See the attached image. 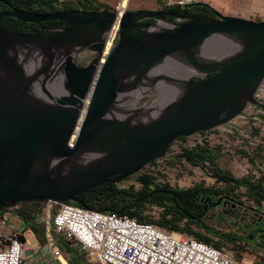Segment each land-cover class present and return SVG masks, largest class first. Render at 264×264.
Segmentation results:
<instances>
[{"label": "water", "instance_id": "95a60500", "mask_svg": "<svg viewBox=\"0 0 264 264\" xmlns=\"http://www.w3.org/2000/svg\"><path fill=\"white\" fill-rule=\"evenodd\" d=\"M164 7L0 11L67 24L0 29V207L80 203L257 103L264 20Z\"/></svg>", "mask_w": 264, "mask_h": 264}, {"label": "trees", "instance_id": "16d2710c", "mask_svg": "<svg viewBox=\"0 0 264 264\" xmlns=\"http://www.w3.org/2000/svg\"><path fill=\"white\" fill-rule=\"evenodd\" d=\"M3 1H6V3ZM187 6L190 7V10L186 11L195 15L210 16L214 12L211 6L203 2H192L187 4ZM11 7L42 13L68 9L98 11L111 8L107 4L97 0H0V11L8 10ZM171 7L172 10H178L181 8V5L176 3L171 5ZM42 26L63 28L67 27V24L64 21L56 20L41 22L37 25L19 21L11 16L5 17L0 21V29L20 33H36ZM180 138L185 139V137ZM177 156L192 165L210 167L216 182L221 183L222 186H205L201 183H196L185 188L173 187L167 182L160 181L152 170L143 169L134 174L138 187L134 185L122 187L120 183L105 182L80 193L78 195L80 203H68L93 210L115 212L119 215L135 217L139 221L151 223L164 231H174L193 236L225 252L223 243H231L232 240L228 236L218 237L215 231H212L203 222V213L200 208L201 203H199L198 199L199 195L206 191L220 194L223 191H233L242 188L243 194L249 200L259 204L261 201H264V174H260L255 179H252L250 176L235 177L228 170L218 168L216 165L217 153L208 148L206 143L195 144L192 147H183ZM243 156H247L245 152H243ZM151 163L155 164L154 161ZM43 201L46 200L20 201L12 205V207H14L26 226L42 232L44 226L39 222V219L42 211L40 203ZM8 206L11 205L7 204L4 207H0V211L5 210ZM151 207L159 209L156 216L148 213ZM211 235L217 236V239H213ZM63 240L73 253L72 263L82 264L84 260L82 255H80L81 251L73 248L69 241Z\"/></svg>", "mask_w": 264, "mask_h": 264}, {"label": "built area", "instance_id": "2783aa9c", "mask_svg": "<svg viewBox=\"0 0 264 264\" xmlns=\"http://www.w3.org/2000/svg\"><path fill=\"white\" fill-rule=\"evenodd\" d=\"M189 3L192 0L177 4ZM46 202L42 219L47 252L61 264L65 260L56 237L100 264H251L193 236L164 231L135 217L68 202ZM25 228L12 205L0 211V264H39V253L24 238Z\"/></svg>", "mask_w": 264, "mask_h": 264}, {"label": "rangeland", "instance_id": "374dc122", "mask_svg": "<svg viewBox=\"0 0 264 264\" xmlns=\"http://www.w3.org/2000/svg\"><path fill=\"white\" fill-rule=\"evenodd\" d=\"M97 1L103 2L111 8H115L121 0ZM179 1L181 0H161V5H172ZM196 1L208 3L222 15H246L251 18L246 19L255 21L262 20L264 17V14H262L264 12L251 8L248 5V0H192V2ZM159 6L160 4L156 0L122 1V7L126 10L140 8L156 9ZM258 95L260 96L261 104L255 103L248 105L239 116H236L228 121L226 125L218 127L217 129L207 131L203 134L189 136L182 142H173L167 151V156L160 160L158 165H154L153 167L151 165L143 169L152 170L160 181L167 182L173 187L185 188L195 183H201L205 186L214 185L221 187L222 184L216 182L210 167L191 165L177 156L183 147L198 142L200 144L206 143L208 148L217 153L216 165L218 168L228 170L235 177L250 176L252 179H255L260 174H264V87H261ZM243 152L247 156H243ZM119 183L122 187L129 185L138 187L135 175ZM235 193L239 194L237 197L244 204L251 207L255 206L243 194L242 188L236 189ZM158 211V208L151 207L148 213L156 216ZM218 213L215 210L209 212L210 217H208L207 223L213 229L225 233H237L238 229H236V225L238 221L245 223L252 216L251 212L241 216V212L235 211L233 214H226V217H221ZM212 216L214 217L212 218ZM31 230L34 231L33 237L29 232H26V239L29 243L35 242L39 247V231H36L34 228ZM56 239L62 254L68 261H72L73 253L68 248L66 242L62 238L56 237ZM213 239L216 240L217 238L213 237ZM72 247L76 249L75 245H72ZM223 248L227 254L231 256L235 254L237 258L246 263H264V249L255 248L251 242L223 243ZM44 250H47V244Z\"/></svg>", "mask_w": 264, "mask_h": 264}, {"label": "flooded vegetation", "instance_id": "af4514ba", "mask_svg": "<svg viewBox=\"0 0 264 264\" xmlns=\"http://www.w3.org/2000/svg\"><path fill=\"white\" fill-rule=\"evenodd\" d=\"M156 1L160 4V6L156 8V10H160V11L164 10L165 7H164V4L161 5L162 3L161 0H156ZM170 8L172 9V7ZM180 9L190 10V7H188L187 4H185V5H181ZM215 12L216 10L214 9V12L210 16L215 17ZM151 20L152 19H146V20H143L142 22L151 21ZM196 78L197 77H192V79H196ZM262 87H264V80L262 82ZM145 98H149V97L146 96ZM257 100H258L257 103L261 104L259 95L257 97ZM211 130H214V129H211ZM207 131H210V130L198 131L192 135L203 134V133H206ZM180 137H185V139H181ZM180 137H177L174 142L176 141L182 142L186 140L187 137L189 136H180ZM195 144H200V143L196 142ZM195 144L189 145L186 147H192ZM164 158H158V159L152 160L148 162L147 165L149 166L152 165V167L154 165H158L159 161ZM153 161L155 164L151 163ZM195 166H198V165H195ZM235 192L236 190H233V191L227 190V191H223L220 194H215L213 192H208V191L200 193L198 199H199V203H201L200 208L203 213L202 215L203 222L206 225H208L207 220H208V217H210L209 212L213 210L219 212L218 214H220L221 217H226L227 216L226 214L228 213L233 214V212L235 211L241 212V216H243V214L246 215L248 212H251L252 214L251 219H249L245 223L242 221H238L236 225V229H238L237 233L220 232L216 229H213L209 225L208 226L212 229V231H215L218 237L228 236V238H230L232 242H240V241L247 242V243L251 242L255 248L264 249V205H262L264 204V201H261L259 204H256L252 201L255 204V206L251 207V206L244 204L241 200H239L237 197L239 196V194ZM213 217L214 216H212V218ZM217 236L211 235V237H215V238H217Z\"/></svg>", "mask_w": 264, "mask_h": 264}, {"label": "crops", "instance_id": "0c3cea01", "mask_svg": "<svg viewBox=\"0 0 264 264\" xmlns=\"http://www.w3.org/2000/svg\"><path fill=\"white\" fill-rule=\"evenodd\" d=\"M122 1L123 0H121L120 3H122ZM196 2H202V1H196ZM203 3H206V2H203ZM206 4H208V3H206ZM248 5H250V7L255 9V10H260V11L264 12V0H248ZM262 14H264V13H262ZM234 15L238 16V17H242V18H250V17H248L246 15H237V14H234ZM262 20H264V17L262 18ZM46 205H47L46 201H43L42 203H40V207H41L42 211H41V214H40L39 222L42 223V224H43L42 216H43V212L46 209ZM31 229L32 228L30 226H26V228L24 230V238H25L26 242L28 243V245L33 247V249L35 250V253H39V264H61L59 261L51 258V256L48 254L47 250L46 251L44 250L45 249V245H46L45 244L46 243V237H45L44 230L42 232H40V230H39V247L35 244V242H30L29 243L27 241L26 236H25L26 232H29L32 235V237L34 235V231L31 230ZM80 255H82V258L84 260L82 264H100L96 260H93V259L89 258L83 252H81ZM62 256H63V258L65 260V264H73L72 261H68L63 254H62ZM231 257H233L236 260L242 261L239 258H237L235 254L232 255ZM242 262H244V261H242Z\"/></svg>", "mask_w": 264, "mask_h": 264}, {"label": "bare ground", "instance_id": "6f19581e", "mask_svg": "<svg viewBox=\"0 0 264 264\" xmlns=\"http://www.w3.org/2000/svg\"><path fill=\"white\" fill-rule=\"evenodd\" d=\"M124 10L123 7H122V3L119 4V11H122Z\"/></svg>", "mask_w": 264, "mask_h": 264}]
</instances>
